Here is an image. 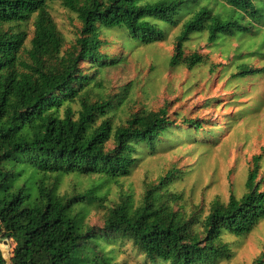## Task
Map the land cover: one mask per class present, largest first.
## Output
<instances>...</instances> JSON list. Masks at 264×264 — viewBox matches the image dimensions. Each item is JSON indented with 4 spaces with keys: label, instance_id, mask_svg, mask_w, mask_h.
<instances>
[{
    "label": "trees",
    "instance_id": "obj_1",
    "mask_svg": "<svg viewBox=\"0 0 264 264\" xmlns=\"http://www.w3.org/2000/svg\"><path fill=\"white\" fill-rule=\"evenodd\" d=\"M50 1L0 0V240L9 248L8 261L0 249V264H126L111 248L124 244L137 252V264L228 259L223 235L243 236L264 219L262 156L252 157L245 192L212 202L203 216L169 202L173 170L148 185L137 205L128 196L108 204V182L131 175L158 148L201 133L203 123L183 119L182 127L159 109L115 124L123 96L107 95L100 74L120 57L105 51L103 37L119 31L131 50L175 30L173 69L208 63V54L185 52L194 35L209 48L234 39L232 60L220 71L264 74V0H57L80 23L67 48ZM252 57L262 64H248ZM69 175L97 183L68 191L62 180ZM92 210L101 212L100 226L88 222ZM253 264H264V244Z\"/></svg>",
    "mask_w": 264,
    "mask_h": 264
},
{
    "label": "rangeland",
    "instance_id": "obj_2",
    "mask_svg": "<svg viewBox=\"0 0 264 264\" xmlns=\"http://www.w3.org/2000/svg\"><path fill=\"white\" fill-rule=\"evenodd\" d=\"M49 10L67 48L78 35L80 23L57 0L49 2ZM174 32L165 41L131 50L123 47L119 31L108 32L103 37L109 43L105 51L119 54L120 60L100 74L102 87L109 96H123L112 116L115 124L123 123L136 111L165 109L182 127H186L183 119L196 118L203 123L202 132L171 148L162 147L147 154L131 175L108 182L103 189L107 191L108 204L128 196L137 205L148 185L158 184L173 170L174 177L168 182L172 193L168 195L169 202L186 214L197 211L203 216L212 202L225 203L231 194L240 197L245 192L254 155L262 156L257 179L264 184V74L232 78L230 73H222L220 69L232 60L236 41L209 48L196 35L186 44L185 52L208 54V63L192 69H173L169 58L173 54ZM31 34L29 26L28 38ZM211 64L214 71L210 70ZM248 64L262 63L260 58L252 57ZM80 65L84 63L81 61ZM95 183L97 179L93 177L69 175L62 180V188L81 191ZM87 220L100 226L101 212L90 211ZM223 241L231 254L216 264H253L264 244V219L243 236L224 234ZM111 248L116 260L126 264L140 260L129 244ZM0 249L8 256V245L2 240Z\"/></svg>",
    "mask_w": 264,
    "mask_h": 264
},
{
    "label": "water",
    "instance_id": "obj_3",
    "mask_svg": "<svg viewBox=\"0 0 264 264\" xmlns=\"http://www.w3.org/2000/svg\"><path fill=\"white\" fill-rule=\"evenodd\" d=\"M3 254H4V252H3ZM5 256V255H4ZM5 258H6V260L8 261V256H5Z\"/></svg>",
    "mask_w": 264,
    "mask_h": 264
}]
</instances>
